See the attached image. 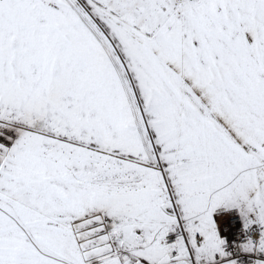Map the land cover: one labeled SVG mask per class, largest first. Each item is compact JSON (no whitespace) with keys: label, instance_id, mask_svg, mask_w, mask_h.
<instances>
[{"label":"snow or ice","instance_id":"snow-or-ice-1","mask_svg":"<svg viewBox=\"0 0 264 264\" xmlns=\"http://www.w3.org/2000/svg\"><path fill=\"white\" fill-rule=\"evenodd\" d=\"M0 264H264V0H0Z\"/></svg>","mask_w":264,"mask_h":264}]
</instances>
